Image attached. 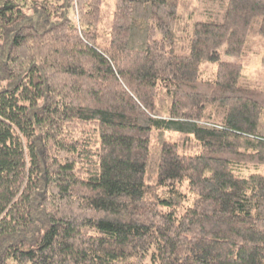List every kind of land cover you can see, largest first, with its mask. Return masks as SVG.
<instances>
[{"label": "trees", "instance_id": "trees-1", "mask_svg": "<svg viewBox=\"0 0 264 264\" xmlns=\"http://www.w3.org/2000/svg\"><path fill=\"white\" fill-rule=\"evenodd\" d=\"M112 2L0 0V264H264V0Z\"/></svg>", "mask_w": 264, "mask_h": 264}, {"label": "rangeland", "instance_id": "rangeland-1", "mask_svg": "<svg viewBox=\"0 0 264 264\" xmlns=\"http://www.w3.org/2000/svg\"><path fill=\"white\" fill-rule=\"evenodd\" d=\"M110 1H111V9H112L113 2H112V0H110ZM104 5H105L106 9H108V8L110 9V7L108 6L107 3H105ZM221 55H222V58H224V59H228V60H234L235 59V57H231V56L226 55L223 52V48H221ZM256 72H258V71H256ZM245 73H246V76H248V77L251 74V73H248V70H246ZM258 73L260 74V77H259L260 84L264 88V68H260ZM252 76H255V74L253 73Z\"/></svg>", "mask_w": 264, "mask_h": 264}]
</instances>
